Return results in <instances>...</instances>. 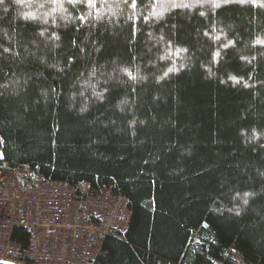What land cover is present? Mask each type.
Returning a JSON list of instances; mask_svg holds the SVG:
<instances>
[{"label": "trees", "instance_id": "1", "mask_svg": "<svg viewBox=\"0 0 264 264\" xmlns=\"http://www.w3.org/2000/svg\"><path fill=\"white\" fill-rule=\"evenodd\" d=\"M131 2L0 3V171L127 200L90 264H264V0Z\"/></svg>", "mask_w": 264, "mask_h": 264}, {"label": "built area", "instance_id": "2", "mask_svg": "<svg viewBox=\"0 0 264 264\" xmlns=\"http://www.w3.org/2000/svg\"><path fill=\"white\" fill-rule=\"evenodd\" d=\"M35 181L32 188L0 191V263L90 264L105 237L127 230L131 212L121 195L86 183ZM16 230L26 235L25 245L14 240Z\"/></svg>", "mask_w": 264, "mask_h": 264}, {"label": "snow or ice", "instance_id": "3", "mask_svg": "<svg viewBox=\"0 0 264 264\" xmlns=\"http://www.w3.org/2000/svg\"><path fill=\"white\" fill-rule=\"evenodd\" d=\"M2 2H3V0H0V3H2ZM233 2H237V3H240V4H244V3L249 2V0H224V3L225 4H230V3H233ZM68 3L73 4V6H75L77 3H81V4L86 3L87 6H90V7H93V8L96 6L95 0H68ZM131 6L133 8H135L137 6L136 5V0H132ZM176 6H179V5H176ZM216 6H218V5H216ZM260 7H264V4H261ZM202 15H203V13H202ZM79 19L83 22V21H85L86 18L83 17V16H81ZM57 39H59V37H57ZM215 39L216 40H219V37H215ZM73 43L75 44V41H73ZM232 44H233V42L232 41H229L228 43L222 44L221 47L228 48ZM4 51L7 52L8 49H4ZM178 51H187V49L181 48V49H178ZM220 56H221V52L220 51H216L213 54V59L219 58ZM161 59H163V57ZM122 71H124L128 75L129 79H131V80H136L137 79V76L134 75L128 69H122ZM174 71H177V69L175 68V65H173L172 67L168 68V70L166 72H164L163 75L159 77V79L160 80H163L165 77H167L169 75V73L174 72ZM140 79H144V77H140ZM230 79L234 80L236 83H239L240 82L237 79V77H234V76L233 77H230ZM206 226L207 225H205V227Z\"/></svg>", "mask_w": 264, "mask_h": 264}, {"label": "rangeland", "instance_id": "4", "mask_svg": "<svg viewBox=\"0 0 264 264\" xmlns=\"http://www.w3.org/2000/svg\"><path fill=\"white\" fill-rule=\"evenodd\" d=\"M2 183L0 184V191H7L11 188L16 190H24L26 188H32L36 182L30 176V170L28 167H21L13 173L3 172ZM126 232V231H125Z\"/></svg>", "mask_w": 264, "mask_h": 264}, {"label": "water", "instance_id": "5", "mask_svg": "<svg viewBox=\"0 0 264 264\" xmlns=\"http://www.w3.org/2000/svg\"><path fill=\"white\" fill-rule=\"evenodd\" d=\"M0 264H3V263H0Z\"/></svg>", "mask_w": 264, "mask_h": 264}]
</instances>
